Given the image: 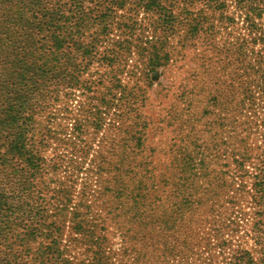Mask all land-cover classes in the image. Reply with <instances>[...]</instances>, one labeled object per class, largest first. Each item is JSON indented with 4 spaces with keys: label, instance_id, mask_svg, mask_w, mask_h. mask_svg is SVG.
I'll list each match as a JSON object with an SVG mask.
<instances>
[{
    "label": "trees",
    "instance_id": "1",
    "mask_svg": "<svg viewBox=\"0 0 264 264\" xmlns=\"http://www.w3.org/2000/svg\"><path fill=\"white\" fill-rule=\"evenodd\" d=\"M200 1L205 9L191 11ZM234 2L247 40H239L236 47L213 50L218 52L215 58L207 60L200 55L194 68L180 78L174 99L180 103L195 101V89L211 94L213 89L208 90L205 81L218 55L235 49L243 57L249 47L256 64L251 67L254 94L247 100L257 106L260 115L256 124L261 129V144L249 146L251 130L235 135L233 163L237 177L241 182L251 178V185L249 189L241 185L236 194L220 199L224 193L219 190L225 185L216 184V177L199 170V162L205 159L198 160L188 150L179 153L172 146L170 162L152 167L156 152L146 151L145 143L151 135L148 132L154 131V120L148 121L142 108L152 87V73L170 67L176 51L184 61L182 52L189 42L203 32L214 33L209 25L214 16L227 27L238 25L234 17L225 15L224 0H0V264H71L62 257L60 248L62 225L68 216L76 235L72 244H84L88 252H95L89 264H108L109 256L103 250L108 240L96 235L97 231L107 230L104 226L115 230L126 251H133L141 242L152 243L154 249L164 245L171 250L189 243L197 217L205 213V208L215 211L209 205L212 200L219 213L215 231L218 254L207 253L203 264H264V25L260 23L264 0ZM178 4L186 9L176 12ZM141 10L151 16L150 24L142 29L137 20ZM115 32L118 35L112 38ZM168 38L178 39L174 49L168 50L163 42ZM136 52L146 59L144 67L127 72L129 57ZM96 62L115 74L110 87H96L98 81L103 82L99 79L94 83L83 80ZM118 72L128 73L135 80L137 75H145L146 88L138 83L133 87L123 85ZM73 91H82L85 96L82 116L86 121L94 119L96 133L111 114L117 120L112 127L120 136L127 124L121 139L122 153L117 149L118 134L110 141V151H98L97 156L89 158V145L77 149L86 125L76 123L69 131L63 125L56 129L57 113L65 119L71 113L61 105L68 104ZM213 94V100L219 102L220 88ZM171 113L176 117L178 110ZM169 118L176 122L179 116L173 118L170 114ZM160 122L176 126L167 116ZM52 140L57 147L69 149L82 159L68 164L67 180L72 185H58L47 201L50 174L60 166L44 156ZM250 165L252 171L246 169ZM90 169L96 172L97 183L104 182L102 177L109 181L103 191L107 197V213L103 216L92 214L86 202L75 209L71 205L75 180L79 173ZM83 184L85 197L90 187ZM246 220L247 230L243 229Z\"/></svg>",
    "mask_w": 264,
    "mask_h": 264
},
{
    "label": "rangeland",
    "instance_id": "2",
    "mask_svg": "<svg viewBox=\"0 0 264 264\" xmlns=\"http://www.w3.org/2000/svg\"><path fill=\"white\" fill-rule=\"evenodd\" d=\"M226 4V16L234 17L238 21L236 27H227L219 22V18L214 16L211 25L214 29V33L203 32L199 37L195 38L189 42L188 47L183 49L182 55L185 57L184 61H181L175 52L174 60L170 67L167 69L159 68L157 71L152 73L151 82L152 87L149 89L146 99V105L142 108V114L146 117L148 121L154 120V131L148 132V140L145 143L146 151H154L155 162L152 167L163 163L168 164L173 156H170V149L173 146L175 152L181 153L183 150H188L190 153L195 155L197 159H205L203 162H199V170L209 172L211 177L215 178V183L224 184V188L220 189V194L218 198L226 199L228 196L236 194L239 186L244 185L247 189L250 188L251 178L246 179L241 182L238 178V172L236 170V165L234 161V144L237 141L235 135H244L247 130L252 131L251 139H249V146L256 147L260 145L259 142V131L261 130L258 123L260 120V115L257 112V106L252 104L248 99V95L254 94V88H251V82L254 79L253 72L251 68L254 66V60L249 47L244 51V56H239L238 52L231 50L230 53H224V55H218V60L213 62L214 67L210 76L205 81L207 83L206 88L213 89L212 93L209 94L201 90L195 89V101L180 103L175 102L174 99L178 95V87L180 78L186 76L187 71L194 68V63L198 57L205 56L208 60L210 57H216V54L222 47H236L239 40L247 38L245 37L246 32L244 30L245 25L242 20L238 19L240 11L236 8L234 0H224ZM183 8L186 9L184 4H178L175 11L179 12ZM204 3L202 1L193 5L190 10L194 13H199L204 10ZM140 27L147 28L151 20V16L144 13L142 10L137 17ZM154 20V18L152 19ZM260 23L264 25V18L260 20ZM224 27L226 29H224ZM150 32V31H149ZM149 32H145L146 36ZM183 33V32H181ZM118 35H115L112 38ZM159 45V36H158ZM155 41L156 37H155ZM163 41V40H162ZM177 38H168L163 41L166 43L167 49H174L177 44ZM246 42V41H244ZM107 44V43H106ZM105 44V45H106ZM247 44V43H246ZM216 50V51H213ZM256 50V49H255ZM249 51V52H248ZM256 52V51H255ZM182 57V56H181ZM130 67L126 70L130 71L133 67H144L146 59L139 56L136 52L129 57ZM243 59V61H242ZM182 63L185 65V69H182ZM230 63V64H228ZM163 73V75H162ZM115 75L111 73L108 68L99 63H94L84 75L83 80L86 82H95L98 79L105 82L104 84H95L96 87L103 89V87H110L114 82L112 81V76ZM118 79L122 78L123 85L127 87H133L138 83L143 89L147 86V81L144 79L145 75H137L136 80L130 78L129 74L124 73L120 75L119 72L116 73ZM138 77L141 79L138 80ZM216 88H220L221 96L219 102L213 100V92ZM96 90V89H95ZM162 90V91H161ZM161 92V93H158ZM168 92V93H167ZM96 95H99V91L96 90ZM201 93V94H200ZM165 95V96H164ZM164 96V97H163ZM205 96V97H204ZM224 97V98H223ZM199 99L201 101H199ZM85 96H83L82 91H73L71 99L66 106L71 112L68 119H65L62 113L56 115V129L63 125L68 131L71 130L72 125L76 123L78 125H86V132L78 140L77 149H83L84 145H89L90 153L89 158L97 156L98 151H110V141L118 134L119 143L117 144V149L120 153L123 151L122 137H124V129L127 124L122 127V135L120 132L114 130L112 125L115 123L116 118L113 114L109 115L106 119L105 126L98 133L95 132L93 126L94 119L91 121H86L83 118V108L86 106ZM90 100V99H89ZM198 100V101H197ZM90 101H87V105ZM258 102V101H257ZM94 99H93V102ZM177 116H179L176 122L170 120L171 117L176 118L172 115V111H177ZM209 111L206 115L204 111ZM163 116H167L169 122H173L176 126L167 127L166 124L161 123L160 120ZM253 119V120H251ZM253 121V123H251ZM168 123V122H167ZM43 124V123H42ZM43 125H40V129ZM234 136V137H233ZM70 137V136H69ZM233 137V138H232ZM178 147V150H177ZM168 153L167 156L164 154ZM72 154L69 149H63L56 146L55 142L50 141V145L44 153L46 160L52 161V164L56 162L59 163V170L55 174H50L52 183L50 184V193L47 192V201H50L52 194L51 191H55V187L62 185H72L67 180L68 164L70 160L80 161L81 155ZM141 157L139 156L138 159ZM164 161V162H163ZM130 161L129 163H131ZM204 167V168H201ZM248 171H252V166H246ZM96 172L88 170L84 173H79V178L75 180L74 187L72 190V208L75 209L81 202H86L90 207L92 214L94 215H106L107 211L105 209L104 203L106 198L103 196L104 187L108 184L107 177H102L104 182L101 180L99 183L96 182ZM181 174H178L179 178ZM106 179V181H105ZM201 180V179H200ZM240 180V181H239ZM87 183L89 184V189L86 192V196L83 197L84 193L82 187ZM215 211L209 212L208 208L203 211L204 214H200L197 217V221L192 227L190 233V239L188 244L176 246L174 249L166 250L164 245H160L157 249H154L151 244H141L134 246V250H127L122 247V240L118 234H114L115 230L110 226H104L107 230L103 233L97 231L96 235H100L101 238H105L107 241L104 247V254L109 256L108 264H203V261L208 256L207 253H212L217 255L215 251V244L217 243L215 231L218 228V207L216 202L212 200L209 204ZM72 210V209H69ZM104 210V212H102ZM85 216L81 218L84 219ZM90 219L88 216H86ZM62 225L61 230V242L60 248L62 251V257L65 260H69L71 264H89L93 262L95 257V252L87 251V246L84 244L73 245L72 238L76 237L72 233L71 229V217H66ZM249 223L247 220L244 223L243 229H248ZM90 228L94 225L89 224ZM226 238H231L229 235L225 234ZM166 239V238H164ZM238 238L235 236L233 242L236 243ZM165 241V240H164ZM164 241L162 243H164ZM212 247V251L208 249ZM95 251V250H94ZM208 251V252H207Z\"/></svg>",
    "mask_w": 264,
    "mask_h": 264
}]
</instances>
